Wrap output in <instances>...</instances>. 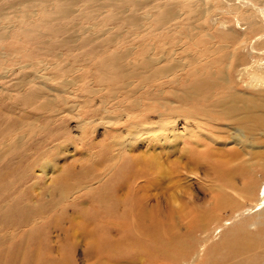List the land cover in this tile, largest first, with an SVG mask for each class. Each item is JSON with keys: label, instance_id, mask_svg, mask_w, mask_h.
Wrapping results in <instances>:
<instances>
[{"label": "rangeland", "instance_id": "374dc122", "mask_svg": "<svg viewBox=\"0 0 264 264\" xmlns=\"http://www.w3.org/2000/svg\"><path fill=\"white\" fill-rule=\"evenodd\" d=\"M29 1L21 11L30 15L27 32L16 30L10 39L0 42V51L7 55L6 59L0 57V264H262L263 251L243 260L226 254L237 235L234 228L241 222H247L241 240L257 243L264 237V218L257 220L254 210L226 216L227 224L222 222L224 227L215 233L217 225L212 224L207 232L212 241L205 251L200 247L201 237L183 231L180 240L188 253L182 248L168 257L154 255L162 245L154 241L162 234L160 230L137 232L131 226L129 203L136 177L135 183H157L151 193H158L163 207L165 199L183 197L186 188H191L200 200L194 199L192 204L196 211L205 197L219 192L220 185L228 186L243 177L242 172L232 177L226 173L227 179L220 180L210 172L198 182L182 172L180 183L173 187L176 165L183 168L187 156L179 146L170 147L166 142H147L140 146L143 150L136 145L135 151H123L124 158L118 156L119 142L129 141L131 125L155 124L168 114H176L182 122L199 120L208 117L206 108L211 104L220 102V107L221 103L226 107L230 97L225 84L221 96L217 95L221 86L205 87L192 99L185 94L187 89L204 87L210 77L219 82L212 72L225 71L227 64L221 58L211 56L210 64L208 60L196 64V70L205 73V80L199 75L202 81L197 83L185 72L178 73L184 77L175 83L159 78L149 66L138 63L142 58L157 59L166 50L175 53V59L188 62L191 52L219 43L218 35L215 42L200 34L197 24L187 22H176L181 25L177 28L170 27L175 23L163 28L149 26L143 13L153 8V1L138 0L136 8L135 3L134 7L116 5L114 16L116 13L107 12L111 8L106 7L90 21L78 19L73 10L69 20L53 21L51 34L41 38L40 33L46 30L39 28L44 20L36 6L39 2ZM190 6L193 10L205 8L203 1ZM92 8L97 9L96 5ZM191 9L184 10L189 13ZM16 16L12 11L8 27L17 26ZM254 50L258 51L254 59L264 57L260 49ZM205 54L197 57L203 59ZM108 58L109 69L101 66V60L106 63ZM252 59L246 54V65L253 64ZM6 61L11 62L9 67ZM39 62L45 65L38 67ZM19 63L33 66L13 72V64ZM241 89L240 117L249 130L256 126L261 93L243 85ZM212 114L217 121L212 126L226 135L229 130L220 121L221 111ZM232 128L245 130L247 143L255 148L246 151L252 158L236 151L231 167L243 170L248 163L254 166L256 181L263 183L264 137L256 131L250 136L239 123ZM233 135L237 136L235 130ZM199 143L207 144L201 139ZM141 153L158 161L160 167L154 175L155 169L145 166L148 157L140 158ZM194 155L192 152V158ZM214 163L218 165L215 158ZM190 169L194 171L195 166L190 164ZM125 185L131 191L123 194ZM198 255L199 261H195L192 257Z\"/></svg>", "mask_w": 264, "mask_h": 264}, {"label": "bare ground", "instance_id": "6f19581e", "mask_svg": "<svg viewBox=\"0 0 264 264\" xmlns=\"http://www.w3.org/2000/svg\"><path fill=\"white\" fill-rule=\"evenodd\" d=\"M150 1H153V8L143 13L145 17L144 21L149 26L153 27V25L159 24L163 28L164 24L175 23L170 25V27L177 28L181 25L176 24V22L197 24V30L200 34L206 38L211 37L214 41L219 38L220 42L218 41L219 43H217L215 41L216 44L211 47H205L204 50L199 49L196 53L191 52L188 62L175 59V53H168L170 51L166 50L163 52L165 55L163 54L157 59L151 57L142 58L138 63L141 66H149L152 73L159 78H170L175 83L180 81L184 75H191L195 77L194 82L197 83L202 81L199 79V75L205 80V76H203L205 73L196 70V64H200L205 60H208L210 64L211 56L221 58L227 64H225V71L221 72L217 70L212 72L216 75L215 79H218L219 82L210 77L204 87L196 86L187 89L185 94L188 99H192L200 96L205 87L221 86L222 91L217 94L221 96L225 84L228 86L226 90L230 100L227 102L226 107L223 103H221L220 107V102L208 106L206 108L208 117L199 118L200 121L194 118L193 121L186 120L182 122L176 114H168L161 117L155 124L151 122L142 125H131L127 133L129 141L119 142V158L121 159L127 150L135 151L136 145H138L137 149L141 150L143 147L140 148V146H144L147 142H166L170 147L173 145L179 146L180 151L187 156V162L183 165V168L176 165L175 169L178 171L175 176L176 182L173 180L172 183L173 187L180 183L182 172H187L191 181L197 180L198 182L202 175H209L210 172H213L220 180L227 179L226 173L229 177H232L242 172L243 176L238 182L234 181L228 186L220 185L219 192L215 190L212 195L205 197L199 205L200 211H196L192 207L194 199L199 202L200 200L191 188H186L183 197L179 196L176 198L175 195H172L167 198L169 202L165 199L166 206L163 207L160 204V197H157L158 193L157 195L151 193L153 189L156 190L157 183L154 182L148 185V181L146 182L145 179V182L135 183L136 177V180L132 181L134 187H131L133 188V200L129 203V206H131V226L137 232H146L150 229L162 232L159 238L154 239L155 242L162 244L159 247L160 250L157 249L154 253L155 257L158 258L163 256L168 257L171 253L179 251L182 248L185 249L182 251L183 253H188L186 246L180 240L183 231L190 237H201L200 247H204L203 250L205 251V247L207 248V245L212 241L210 235L207 234L211 225L216 223L217 226L213 228V233L217 232L220 228L224 227L222 222L226 221L225 223L227 224L226 216L231 217L233 214H243L254 210L257 213V220L264 218V182L259 184L258 180L256 181L254 166L251 167L247 165L248 163L245 164L244 166L247 168L243 167L245 172L238 169L239 166L234 169L231 167L234 163V158L237 156L236 151L242 150L243 154L249 155L252 158V154L246 151L255 148L249 146L247 143L248 136L245 130L234 129L232 126L239 123L240 126L246 128L250 136L254 137L256 131L260 132V135L264 137V57L254 59L258 56V51L254 49H260V53H264V0ZM200 1H203L205 8L191 9L190 5H194ZM25 2L26 0H0V42L4 39H10L13 33L14 35L16 34V30L19 33L27 32L25 27L30 15L29 13L21 12ZM30 2H39L36 6L40 7L39 14L44 18L40 23L42 26L39 28L46 30L40 33V37L48 38L52 30L49 28H51L53 21L60 20L65 22L69 20L74 15L72 13L73 10H75V14L78 12V19L84 18L90 21L92 15H97L106 7L111 8L107 10V12L111 13H116V5H130L134 7L135 3L136 8L138 0H108V2L106 0H30L27 3ZM93 5H96L97 9H93ZM187 7L191 9L189 13L184 10ZM12 11L16 12L19 16H16L14 19L17 21V26L10 28L7 26V21ZM113 15L117 16V13ZM216 35H218V38L215 37ZM167 48L170 47L168 46ZM213 49H215L214 52ZM189 52L187 51V53ZM203 52H206L205 58L197 57L199 53ZM220 53H225L226 56L221 57ZM246 54L253 58V64L250 65L248 63L249 66L246 65L247 61H244ZM153 55L156 56L154 53ZM0 57L6 59L7 55L3 51H0ZM109 58L106 63L105 60H101V66L109 69L112 66ZM5 63L7 64L6 67H9L8 63L11 62L6 61ZM43 65H45L43 62H39L37 66ZM13 66L12 69H7H11L13 72L17 69L18 71H22L33 65L19 63L18 65L13 64ZM179 72H185V74L178 75ZM242 85L246 89L261 93V103L258 107V113H255L254 118L256 126L249 130L246 121L240 117L242 114H240L241 108H239L240 100L238 95L240 91L243 92L241 89ZM244 108L243 114L247 112L246 106ZM216 110L221 111L220 121L229 130L226 135L212 126L213 122L216 121L212 119V113ZM191 115L197 117L195 116L196 114L191 113ZM163 120L167 121L163 122ZM170 124H173V126L170 127ZM233 130L236 132V137L233 135ZM200 139L201 141H206L207 144H200ZM253 144L257 145L258 143L254 142ZM205 149L211 153L208 154ZM123 151L125 152L123 153ZM192 152L195 154L193 158L191 156ZM144 157H148L149 159L148 164H145V166L152 170L155 169L154 175L160 167L158 161L156 163L155 157L151 155L142 154L140 156V158ZM214 158L218 165H215ZM190 164L195 166L194 171L190 169ZM141 179L140 181H142ZM193 186L197 188L195 183H193ZM129 190L131 191L130 187L125 185V187H122L121 192L124 194L125 191ZM184 199H187V202H184ZM250 201H252L250 208L245 210L247 208L246 203ZM246 229L247 222H241L238 227L234 228V232L237 235H235L234 241L228 244V252L226 254L234 259L243 260L244 258L248 259L250 254L257 255V252L263 251L262 264H264V237L260 238L257 243H253L249 238L241 240V234ZM147 241L150 240L147 239ZM192 258H195V261H199V255Z\"/></svg>", "mask_w": 264, "mask_h": 264}]
</instances>
